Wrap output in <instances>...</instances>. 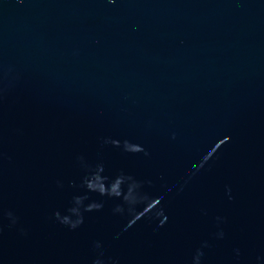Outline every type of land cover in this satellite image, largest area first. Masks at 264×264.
<instances>
[{
	"label": "water",
	"instance_id": "obj_1",
	"mask_svg": "<svg viewBox=\"0 0 264 264\" xmlns=\"http://www.w3.org/2000/svg\"><path fill=\"white\" fill-rule=\"evenodd\" d=\"M0 264H264V0H0Z\"/></svg>",
	"mask_w": 264,
	"mask_h": 264
}]
</instances>
